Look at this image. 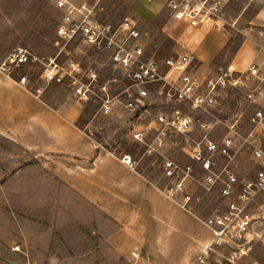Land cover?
I'll use <instances>...</instances> for the list:
<instances>
[{
	"label": "rangeland",
	"instance_id": "374dc122",
	"mask_svg": "<svg viewBox=\"0 0 264 264\" xmlns=\"http://www.w3.org/2000/svg\"><path fill=\"white\" fill-rule=\"evenodd\" d=\"M57 1L0 0V71L17 79L25 75L27 88L34 94V89L43 84L40 76L43 62L55 52L52 41L61 17ZM69 1L85 2L98 17L115 23L126 16L132 17L141 31L148 32L147 38L152 43L150 49H158L162 56L185 52L178 49L173 38L161 32L165 18L172 19L167 2L166 10L150 24L135 13V6L147 4L146 0ZM259 12L264 13V0H234L233 4H226L223 18L228 22L225 27L231 34L229 46L220 59L211 64L209 73L229 68L234 50H238L248 34L264 45V26L250 22ZM75 44L73 42L70 48ZM154 44H158V48ZM20 48L26 49L30 58L26 63L12 67L8 58ZM78 54L75 56L82 60ZM235 73L239 82L223 89L217 105L209 113L192 111L188 106L184 108L204 121L219 119L212 133L214 137L222 136L227 130L226 124L232 121H237L241 132L246 133L252 127L249 117L258 108L264 109V76L249 75L247 69ZM53 84L48 88L51 97L75 99L66 82ZM85 108L83 106L80 125L90 124V129H86L88 133L107 149L130 155L133 166L161 188L171 184L163 174V159H172L182 166L191 163L182 152V137L170 136L161 147L153 144L158 151L151 154L146 146L136 143L129 135L130 122H140L139 119H134L127 111H121L120 116L95 115L94 103ZM160 108L162 105L158 101L151 106L153 112ZM198 136L196 130L192 138ZM154 139V133L149 131L147 143H154ZM215 160L217 166L225 164L223 157ZM237 164V167L232 166L236 174L254 176L256 167L246 153L238 156ZM191 187L192 190H188L194 192V198L200 197L191 202L192 212L200 216L210 207L213 211L216 198L202 193L195 185ZM185 194V191H178L176 196L182 200ZM115 227L95 204L52 172L45 157L0 129V264H139L115 251L108 243V235ZM191 264H264V233L250 244L213 243Z\"/></svg>",
	"mask_w": 264,
	"mask_h": 264
},
{
	"label": "built area",
	"instance_id": "2783aa9c",
	"mask_svg": "<svg viewBox=\"0 0 264 264\" xmlns=\"http://www.w3.org/2000/svg\"><path fill=\"white\" fill-rule=\"evenodd\" d=\"M166 2L172 19L190 28L225 27L226 0ZM57 8L61 17L52 41L55 52L43 62L40 75L43 84L34 89L35 94L40 96L52 82H66L76 101L83 106L96 105L95 115L120 116L121 111H127L140 121H132L130 137L146 146L151 154L170 136L182 137V152L191 163L182 166L169 158L162 160L163 174L171 183L165 187L168 193L176 196L178 191H185L181 202L190 210L191 202L200 199L194 198L191 185L216 198L215 208L203 220L213 232L212 244L231 241L244 245L261 237L264 233V109L258 108L249 117L252 127L246 133L241 132L237 121H232L226 124L227 130L220 137L212 136L219 119L204 121L184 109L188 106L192 111L209 113L223 89L239 82L235 71L220 68L200 79L193 52L162 56L158 49L151 50L148 32L141 31L132 17L126 16L115 23L98 17L87 3L69 0H58ZM73 42L76 44L70 48ZM154 47L158 48V44ZM77 52L82 60L75 56ZM29 58V52L20 48L8 61L10 66L17 67ZM247 73L264 76V62H251ZM26 80L23 75L19 82L26 85ZM157 101L162 108L153 112L151 106ZM196 130L199 136L193 139ZM149 131L155 135L152 144L147 143ZM241 153H246L256 167L254 176L234 172L232 166H238ZM216 157H223L225 164L217 166ZM122 161L134 165L130 155L124 154Z\"/></svg>",
	"mask_w": 264,
	"mask_h": 264
},
{
	"label": "crops",
	"instance_id": "0c3cea01",
	"mask_svg": "<svg viewBox=\"0 0 264 264\" xmlns=\"http://www.w3.org/2000/svg\"><path fill=\"white\" fill-rule=\"evenodd\" d=\"M166 1L136 5V16L151 24L166 10ZM233 2L226 0V4ZM250 22L264 26V13L255 14ZM161 32L173 38L178 49L194 53L200 79L210 74L213 60L231 35L226 27L205 25L194 29L167 18ZM263 60V45L248 34L229 68L238 72L253 61ZM50 85L53 82L37 96L19 79L0 71V129L45 157L53 173L113 221L116 227L107 240L115 251L139 264L193 263L212 245V230L177 196L155 184L136 166L125 164L122 154L100 144L86 130L90 124L83 127L79 123L83 105L74 98L51 97Z\"/></svg>",
	"mask_w": 264,
	"mask_h": 264
},
{
	"label": "trees",
	"instance_id": "16d2710c",
	"mask_svg": "<svg viewBox=\"0 0 264 264\" xmlns=\"http://www.w3.org/2000/svg\"><path fill=\"white\" fill-rule=\"evenodd\" d=\"M229 46V42H228V44L225 46V48L223 49V51H221V53L213 60V63H216L219 59H220V57L222 56V54L224 53V51H225V49L227 48ZM55 49V48H54ZM237 52V49H235L234 50V52H233V55L235 54ZM54 54V53H53ZM85 109H87V106H86V108ZM150 180H151V178L149 177V176H147ZM167 180V179H166ZM212 206H213V204H212ZM213 208V207H212ZM212 208L210 207V208H208V209H206V210H204V212L200 215V217L201 218H203V219H205L208 215H209V213L212 211ZM195 213V212H194ZM196 214V213H195Z\"/></svg>",
	"mask_w": 264,
	"mask_h": 264
}]
</instances>
